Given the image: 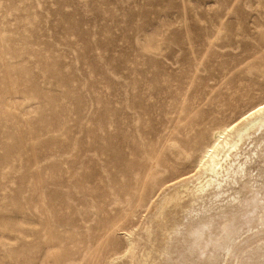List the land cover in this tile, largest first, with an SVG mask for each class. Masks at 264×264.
I'll use <instances>...</instances> for the list:
<instances>
[{
  "label": "rangeland",
  "instance_id": "374dc122",
  "mask_svg": "<svg viewBox=\"0 0 264 264\" xmlns=\"http://www.w3.org/2000/svg\"><path fill=\"white\" fill-rule=\"evenodd\" d=\"M259 103L264 0H0V264H264V130L180 188Z\"/></svg>",
  "mask_w": 264,
  "mask_h": 264
},
{
  "label": "bare ground",
  "instance_id": "6f19581e",
  "mask_svg": "<svg viewBox=\"0 0 264 264\" xmlns=\"http://www.w3.org/2000/svg\"><path fill=\"white\" fill-rule=\"evenodd\" d=\"M258 130L261 132L264 130L263 103L255 105L242 114L239 121L213 131L211 141L203 146L197 156L198 160L195 166L200 171L199 178L196 183L192 184V187L181 184L180 188L193 199L200 198L201 194L207 190L212 191L215 196L224 194L226 191L223 189V183L231 184L238 181V177L244 178L248 175V164L253 159L252 154L257 152L259 144L257 140H254ZM192 143L193 140H187L185 145L191 150ZM250 145L248 152L244 151L241 154L242 146L247 149ZM169 199L175 200V205L179 206L175 194ZM247 259H251V255Z\"/></svg>",
  "mask_w": 264,
  "mask_h": 264
}]
</instances>
